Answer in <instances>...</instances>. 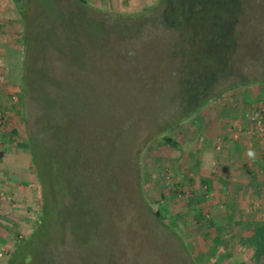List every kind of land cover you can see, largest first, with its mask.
I'll list each match as a JSON object with an SVG mask.
<instances>
[{
  "label": "rangeland",
  "instance_id": "1",
  "mask_svg": "<svg viewBox=\"0 0 264 264\" xmlns=\"http://www.w3.org/2000/svg\"><path fill=\"white\" fill-rule=\"evenodd\" d=\"M156 1L142 7L103 6L93 0H87L88 5L77 0H26L24 6L15 1L21 16L28 8L33 15L30 30H25L27 25L21 28L29 39L24 52L29 43L31 75L40 68L54 76L62 108L51 120L44 119L43 126L37 121L41 110L35 92L27 90L21 103V82L18 123L28 141V175L34 183L23 189L18 181L19 189L13 187L10 194L0 189V264H8L24 239L30 264H236L222 251L223 244L207 233L210 228L216 233L223 220L221 156L214 151L219 144L210 141L206 148L196 149L220 103L243 86L264 85V0H175L177 17L170 24L176 29L175 41L158 40L170 29L156 21L152 29L161 33L118 41L115 34L124 28L115 23V15L141 11ZM158 48L163 55L156 59L153 51ZM244 49L249 51L246 56ZM120 50L129 59L115 57ZM122 61L123 67L134 70L123 68ZM137 63L155 67L135 71ZM218 73L210 91L247 82L223 90L155 138L153 132L161 133L175 117V110L164 111L177 102L195 104L197 89L211 84ZM41 126L44 131L36 137L47 152L45 164L53 168V180L46 187L48 216L36 229L39 182L29 135ZM206 152L215 154V167L205 166ZM14 174L23 176L21 170ZM239 256L250 263V251Z\"/></svg>",
  "mask_w": 264,
  "mask_h": 264
},
{
  "label": "crops",
  "instance_id": "2",
  "mask_svg": "<svg viewBox=\"0 0 264 264\" xmlns=\"http://www.w3.org/2000/svg\"><path fill=\"white\" fill-rule=\"evenodd\" d=\"M93 1L120 7L123 4L142 7L149 2ZM24 21L15 0H0V189L6 188L8 194L13 187L19 189L18 181H22L23 189L34 183L33 177L28 175L31 172L25 152L29 151L28 141L23 137L17 115L16 95L22 82L25 46V33L21 29L26 28ZM232 96L220 103L218 115L209 122L210 130L203 132V143H198L196 149L215 142L219 146L214 151H220L221 156L218 188L223 198L224 209L220 213L223 220L216 226V233L211 228L207 233L223 244L220 245L222 251L230 260L234 257L236 264H264V253H259L264 249V85L243 86ZM236 133L238 138L234 137ZM249 148L255 149V160L248 159ZM18 170L22 171L21 179L14 174ZM1 196L2 192L0 200ZM0 234H3L1 228ZM243 250L251 252L250 263L246 258L240 260L239 252Z\"/></svg>",
  "mask_w": 264,
  "mask_h": 264
},
{
  "label": "trees",
  "instance_id": "3",
  "mask_svg": "<svg viewBox=\"0 0 264 264\" xmlns=\"http://www.w3.org/2000/svg\"><path fill=\"white\" fill-rule=\"evenodd\" d=\"M16 2L21 1V4H26L24 3L26 0H15ZM80 4L82 5H88L87 0H77ZM189 0H186V2H188ZM173 3H175V0H157L156 2H154L153 4H151L150 6L142 9L141 11L135 12V13H129V12H122V13H117L115 15L116 17V24H118L121 28V25L123 26L124 30L115 34L116 39L119 41V39H131L133 37H142V36H149L153 33L157 34V33H161L160 29L158 28L157 30H153L152 29V24L153 21H156V23H158V26H165L167 27L168 30L165 34L163 39L161 37H158V40L161 41L162 43H165L167 40H170L171 42L175 41L176 37L174 38V34H175V26L174 25H170L172 23L171 19H176L177 15L174 12V6ZM185 5H187V3H185ZM29 9V8H28ZM25 11L24 9V17L25 20L27 18H31L32 15V11L29 10ZM67 10V9H66ZM70 10V9H68ZM81 13H83V11H79ZM75 13L78 14V12L75 11ZM173 15H171V14ZM180 15L182 16V14L185 15V11L181 10L179 11ZM85 14V13H83ZM86 15V19L90 20L91 17H89L87 14ZM152 15L153 18L150 16ZM170 20H169V19ZM31 19H27V29L26 30H30V21ZM97 21V20H96ZM98 22V21H97ZM101 25H104L102 22H98ZM114 23V24H115ZM121 24V25H120ZM148 25V28L146 27ZM150 26V27H149ZM26 31V32H28ZM143 39V38H142ZM25 40L28 42V36L25 37ZM144 40V39H143ZM25 41V42H26ZM145 41V40H144ZM148 42V41H146ZM145 43V42H144ZM149 43V42H148ZM29 44V43H28ZM28 44H27V48H26V52L24 57H23V61H22V83H23V92L21 94V98L20 101L21 103L24 102V95L26 97L27 95V90L34 93L35 92V97L33 96V98H35L37 100V104L39 105V108L41 110L37 121L43 123V120H51L53 118V115L55 114V112L59 115L60 114V102L59 99L55 96V89L53 86V82L55 81L54 76H52L51 74L49 75L46 70H42L40 72V68L36 69L35 71L33 70V73H36L34 76L31 75L32 70H29V66L27 64V59H28V55H29V51H28ZM150 44V43H149ZM244 44V43H242ZM153 45H155L153 43ZM243 51V56L248 55L249 51H247V49L242 50ZM157 56H153L156 59L160 58L163 55V52L160 56V50L158 49H154L153 51ZM259 53H257L256 55H258ZM255 55V56H256ZM115 57H120V58H125V59H129L128 55H125L122 50L119 51V53L114 54ZM155 63V62H154ZM124 62L122 61V67H123ZM138 64V63H137ZM129 65L126 64L125 69L128 70H134V68H129ZM146 65L145 67H140L139 64L138 66H136L137 70L135 71H140V68H145L144 70H147L149 68H153V66L155 67L154 64H152L151 66ZM139 69V70H138ZM234 69V67L232 68ZM231 69V70H232ZM31 71V72H30ZM44 71V72H43ZM148 71V70H147ZM149 72V71H148ZM147 72V73H148ZM229 72V71H226ZM39 73V76H37ZM146 73V74H147ZM220 73H218V75L216 77L211 78L212 80L210 81L211 84L203 86L201 85V87L199 89H197L196 91V95L195 98L193 99L196 103L195 104H189V107L186 105L185 102L182 103H176V105H173L171 108H167L164 112L169 111V109H171L172 111L175 112V117H173L174 119H171L170 122H168V127H165L162 129L161 133L159 131H154L153 132V136L156 138V136L158 134H162L164 132L173 130L175 127H177L179 125L180 122H182L183 120H185L186 118L190 117L191 115L195 114L196 112H198L201 108H203L208 101L212 100L213 98L217 97L223 90H234L236 89V87L242 84H245L247 82V80L245 81H238L235 85H231L227 88H223L220 89V92L216 93L215 89L210 91L211 86L213 85V83L215 82V80L217 79V77L219 76ZM224 74V72H223ZM34 80V81H33ZM54 80V81H53ZM257 81V80H254ZM45 82H49V87L46 88L45 87ZM259 82V81H257ZM39 83V84H38ZM191 99V98H190ZM51 100L54 101V103L52 104ZM57 104V105H56ZM204 104V105H203ZM182 107L184 110L183 111H179L177 112V110ZM188 114H191L190 116H188ZM56 115V114H55ZM42 116L44 118H42ZM153 118V116H152ZM155 119H153L152 121H154ZM46 125V123H43V126ZM43 126H41L39 129H37L35 127L34 129V135H29V140H30V147H31V156L33 159V167L37 173V177H38V201H39V223L36 226V229L40 227V223L43 220V218L45 216H48L47 211H45L44 205H45V200L46 197L48 195L47 193V183L52 179V170L53 168L50 167H46V155L47 152L46 151H42V146L40 144L41 140H39L36 137V133H41L42 131H44ZM167 141H170V137L165 136ZM133 140V138L131 139V141ZM130 141V142H131ZM147 145V143H146ZM141 147L140 150L144 149L145 146ZM40 151H37V150ZM46 168H47V172H46ZM52 168V169H51ZM139 175H141L142 178V171L139 169ZM140 180V179H139ZM143 195V194H142ZM155 215L158 216L161 219V212L159 210L155 211ZM25 240V239H24ZM20 241V243L17 245V247L15 248V250L11 253L10 257H9V261L8 264H30V262L32 261V256H31V252L28 249H25L22 242L24 241ZM259 253H264V249L259 252Z\"/></svg>",
  "mask_w": 264,
  "mask_h": 264
},
{
  "label": "clouds",
  "instance_id": "4",
  "mask_svg": "<svg viewBox=\"0 0 264 264\" xmlns=\"http://www.w3.org/2000/svg\"><path fill=\"white\" fill-rule=\"evenodd\" d=\"M246 155L249 160H255L257 153L254 148H249ZM204 156H205V166L215 167V154L213 152H206Z\"/></svg>",
  "mask_w": 264,
  "mask_h": 264
},
{
  "label": "built area",
  "instance_id": "5",
  "mask_svg": "<svg viewBox=\"0 0 264 264\" xmlns=\"http://www.w3.org/2000/svg\"><path fill=\"white\" fill-rule=\"evenodd\" d=\"M234 137H235V138H238V137H239V135L236 133V134L234 135Z\"/></svg>",
  "mask_w": 264,
  "mask_h": 264
}]
</instances>
